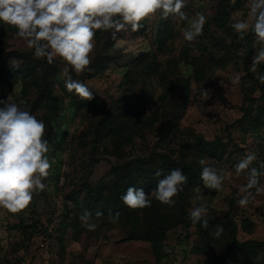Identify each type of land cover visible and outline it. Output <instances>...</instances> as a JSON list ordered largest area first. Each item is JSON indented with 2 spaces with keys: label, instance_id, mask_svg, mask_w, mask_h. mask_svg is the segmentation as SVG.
<instances>
[{
  "label": "rangeland",
  "instance_id": "374dc122",
  "mask_svg": "<svg viewBox=\"0 0 264 264\" xmlns=\"http://www.w3.org/2000/svg\"><path fill=\"white\" fill-rule=\"evenodd\" d=\"M248 3L249 0H185L183 11L190 17L196 12L206 16L203 34L191 43L183 39L185 22L172 17L164 19L159 13L143 21L136 31L129 27L118 33L97 32L89 69L70 73L73 79L87 84L93 99L84 100L67 92L61 75L64 65L54 60L51 66L57 75L52 91L60 100L54 115L36 88L32 87L24 98L22 80L10 82L4 101L23 100L20 106L45 123V139L49 143L46 155L52 167L43 181L46 189L34 193L24 211L11 214L0 209V264H205L210 254L199 250L193 228L177 225L169 229L162 244L163 258L156 262L148 242L123 240L131 229L130 223H110L106 218L94 217L91 222L96 229L87 230L74 200L81 201L87 187L105 192L104 187L113 182L112 167L123 161L151 152H177L183 146L188 159L196 154L188 151L185 144H193L197 136L207 141L220 138L226 143L228 128L232 142L221 148L220 156L203 159L209 166L232 174L226 176L221 190L204 188L202 199H197L200 194L194 191L197 185L190 188L185 211L190 213L192 208L205 205L207 215L227 216L236 222L239 240L264 239V191L252 189L247 205H239V185L247 182V171L239 176L234 171V165L249 151L257 154L252 167L264 161V125L244 138L238 127H231L241 116L244 99L246 106L264 103L261 90L248 80L245 71V67L251 71L258 47L253 44L255 37L248 33L239 39L229 26L232 17L246 15ZM0 50L29 49L15 37L11 27L0 23ZM143 53H151L158 65L157 71L146 79L137 73L139 68L134 64V59ZM11 66L22 67L25 63L7 59L0 64V77ZM198 66L203 69L201 78L196 76ZM259 66L256 73L251 71L253 75L258 74ZM237 74L239 83H232ZM178 78L186 81L185 100L184 85L166 90ZM142 87L147 96L144 121L117 147L112 136L103 131V124L115 122L124 111L123 100L129 97V90L137 95ZM202 90L209 92L207 96ZM175 111L178 116L174 117L175 126L170 132L164 124ZM96 122L99 131L93 136ZM92 157L99 158L97 165L92 164ZM260 182L264 184V177ZM198 185L202 186V182ZM174 201L171 206L160 203V207L165 212H175L177 196ZM20 224L28 226L26 233L17 227ZM57 238L63 239V247Z\"/></svg>",
  "mask_w": 264,
  "mask_h": 264
},
{
  "label": "clouds",
  "instance_id": "9594fccd",
  "mask_svg": "<svg viewBox=\"0 0 264 264\" xmlns=\"http://www.w3.org/2000/svg\"><path fill=\"white\" fill-rule=\"evenodd\" d=\"M185 0H0V23L14 30L16 38L22 40L35 58H44L48 64L59 60L63 65L61 72L64 88L69 93L84 100L93 99V93L87 84L73 79L70 73L80 74L89 69L91 54L95 48V37L99 31H126L129 27L136 31L141 23L159 13L162 18L172 17L185 22L182 29L183 39L194 42L203 34L206 16L196 12L191 17L183 11ZM248 10L242 18H231L230 28L239 39L248 33L255 37L253 44L258 46L252 61L251 71L257 72L264 63V0H249ZM264 84V73L255 77ZM240 76L233 77L232 83L238 84ZM209 92L202 90V94ZM63 94V93H61ZM19 103L7 99L0 101V209L11 214L24 211L32 202L34 193L43 192L47 185L43 182L49 176L52 164L46 155L49 143L45 139L46 125L30 111L24 110ZM257 160L254 151L247 152L235 165L237 176L247 171V182L239 185L238 204L247 205L252 195L251 190L264 191L260 178L264 177V161L258 167H252ZM201 185L194 191L203 198V189L221 190L225 172L209 166L205 159H200ZM160 177L162 173H155ZM188 177L181 169L169 171L159 179L151 193L143 188L128 187L120 197L122 204L131 210L151 207L149 196L164 205H173L174 197L183 191ZM208 209L199 205L190 210L189 219L193 225L200 223L202 228L209 226L206 218ZM93 213L84 211L79 217L82 225L89 231L96 229L91 222ZM103 213L97 211L96 217ZM120 213H109L110 223L119 221ZM217 225V234L222 232Z\"/></svg>",
  "mask_w": 264,
  "mask_h": 264
},
{
  "label": "trees",
  "instance_id": "16d2710c",
  "mask_svg": "<svg viewBox=\"0 0 264 264\" xmlns=\"http://www.w3.org/2000/svg\"><path fill=\"white\" fill-rule=\"evenodd\" d=\"M100 58V57H99ZM18 60L25 63V66H11L6 68L0 77V101H4L6 90L13 80L20 78L23 82L21 89L24 98L30 94L32 87L37 89L38 96L48 103L52 115L57 114L59 107V97L52 91L54 79L56 78V69L46 62L44 58H35L32 50H10L5 52L0 50V64L6 60ZM98 63L101 65L102 60ZM134 64L139 68L137 73L142 75L144 79L157 71V63L151 58V53H143L134 59ZM246 76L251 83L261 90L260 97L264 96V84L259 83L255 79V75L251 73L249 68L245 67ZM258 73H264V63L260 64ZM203 69L196 67V76L201 78ZM184 85L182 90V98L187 97L186 81L183 79L173 80L168 88L169 92L172 88L178 85ZM129 90V89H127ZM128 98L123 100L124 111L120 112L117 120L114 122H104L103 131L110 134L113 138V143L120 147L122 143L130 136V132L139 127L146 116L147 96L145 88L142 87L137 95L131 90ZM37 96V98H38ZM3 105L0 104V107ZM241 116L231 125L238 127L245 135L248 132H258L264 125V103L256 107L246 106L245 99L240 108ZM177 111L172 112L166 119L164 129L172 130L175 125L172 121ZM229 132L228 140L222 143L220 138L214 140H205L200 136L195 137V142L187 143L186 149L190 152H195L191 158H186L184 148L175 152H151L145 157L131 158L128 161H123L112 167L111 171L113 178L111 185L106 188V191L99 188L87 187L85 196L81 201H75L76 207L82 211L86 210L93 213L92 218L97 211L103 213L99 218H106L111 212L120 213L119 221L122 223H130L131 229L123 240H140L150 244L155 261L159 262L163 258L162 244L166 237V232L174 226L181 225L185 228H193L197 236V241L200 244L199 250L206 253L209 252L210 258L205 260V264H264V239L256 240H239L237 238L238 227L236 222L229 217L219 218L212 215H207L209 226L207 229L202 228L200 223L193 225L189 219V214L185 211L187 192L190 188H194L200 183L201 165L199 159L203 157L214 158L220 156L221 148L232 142L231 131ZM99 131V124L96 122L94 126L95 136ZM165 134L161 135L163 138ZM95 147L92 145V152ZM99 158L92 157V164L97 165ZM179 168L188 177L187 183L183 187V191L177 194V203L175 212H165L160 207V203L154 197H149L152 201L151 207L144 209L131 210L122 204L120 197L126 192L128 187L143 188L146 194L151 192L157 185L159 179L167 175L170 170ZM160 171L162 175L157 177L155 173ZM97 218V217H96ZM77 224V219H74V225ZM219 225L223 230L217 234L216 226ZM17 227L21 228L23 233H26L28 226L22 224ZM37 227V222H34L32 228ZM32 229V230H33ZM33 232V231H32ZM31 232V233H32ZM57 243L63 247V239L57 238ZM197 248V247H196Z\"/></svg>",
  "mask_w": 264,
  "mask_h": 264
}]
</instances>
